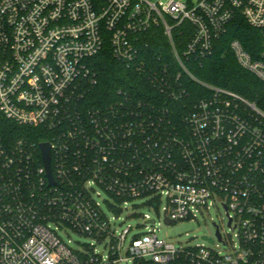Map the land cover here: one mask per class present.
<instances>
[{
  "label": "built area",
  "instance_id": "2783aa9c",
  "mask_svg": "<svg viewBox=\"0 0 264 264\" xmlns=\"http://www.w3.org/2000/svg\"><path fill=\"white\" fill-rule=\"evenodd\" d=\"M236 18L262 32L259 49L229 48L264 83V0H0V112L49 136L0 138V264H264V106L187 66ZM152 27L170 57L146 54ZM106 43L153 92L85 108ZM186 79L208 95L187 103ZM163 202L167 225L220 205L229 231L177 245L149 214L148 231L124 226Z\"/></svg>",
  "mask_w": 264,
  "mask_h": 264
},
{
  "label": "trees",
  "instance_id": "16d2710c",
  "mask_svg": "<svg viewBox=\"0 0 264 264\" xmlns=\"http://www.w3.org/2000/svg\"><path fill=\"white\" fill-rule=\"evenodd\" d=\"M143 36L148 42L145 48L148 57L151 58L160 51L163 52L164 57H170V49L161 27H152ZM234 38L241 40L245 48L252 51L260 48L262 32L249 26L243 18H236L229 26L227 34L216 41L212 55L202 60L191 58L187 61V66L201 81L230 89L264 106V83L241 67L236 60L229 48V43ZM90 66L95 74L96 84L91 85L86 91L83 100L85 108L104 104L120 88L127 90L140 88V93L153 92L150 82L144 76L114 58L109 43H106L99 54L90 59ZM185 82L189 90L187 103L193 104L198 98L208 95V91L194 80L186 79ZM20 137L36 143L49 139L41 128L20 126L6 119L0 112V138L15 140Z\"/></svg>",
  "mask_w": 264,
  "mask_h": 264
},
{
  "label": "rangeland",
  "instance_id": "374dc122",
  "mask_svg": "<svg viewBox=\"0 0 264 264\" xmlns=\"http://www.w3.org/2000/svg\"><path fill=\"white\" fill-rule=\"evenodd\" d=\"M137 203L140 204L141 200H137ZM164 205L165 203L163 202L159 207V210L150 208L147 205H140L137 208V213L140 214V216L128 218L125 221L124 226H127L128 224L133 225L134 232L148 231L151 226L144 225V217L142 215L149 214L152 218L156 219V227L160 228V234L177 245H208V242L202 237L204 235L216 236L217 226H220L221 230L229 231V228L226 225L228 221L227 214L220 205L212 206L209 210L198 212L196 219L183 220L171 225H167L163 221ZM71 239L74 242L77 240L81 242L91 241L89 237L73 232L71 233ZM73 245H75V243H73Z\"/></svg>",
  "mask_w": 264,
  "mask_h": 264
},
{
  "label": "water",
  "instance_id": "95a60500",
  "mask_svg": "<svg viewBox=\"0 0 264 264\" xmlns=\"http://www.w3.org/2000/svg\"><path fill=\"white\" fill-rule=\"evenodd\" d=\"M41 148H42V153H43V159H44V162L47 166L48 174L51 177L50 144L49 143H42Z\"/></svg>",
  "mask_w": 264,
  "mask_h": 264
}]
</instances>
